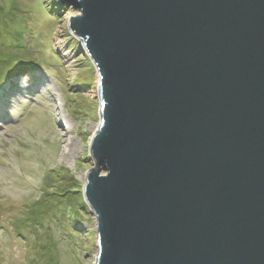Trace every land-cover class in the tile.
<instances>
[{
    "label": "water",
    "instance_id": "1",
    "mask_svg": "<svg viewBox=\"0 0 264 264\" xmlns=\"http://www.w3.org/2000/svg\"><path fill=\"white\" fill-rule=\"evenodd\" d=\"M97 74L94 264H264V0H55Z\"/></svg>",
    "mask_w": 264,
    "mask_h": 264
},
{
    "label": "rangeland",
    "instance_id": "2",
    "mask_svg": "<svg viewBox=\"0 0 264 264\" xmlns=\"http://www.w3.org/2000/svg\"><path fill=\"white\" fill-rule=\"evenodd\" d=\"M77 14L55 0H0V264H94L82 186L97 74L67 30ZM26 63L27 76L5 79Z\"/></svg>",
    "mask_w": 264,
    "mask_h": 264
},
{
    "label": "trees",
    "instance_id": "3",
    "mask_svg": "<svg viewBox=\"0 0 264 264\" xmlns=\"http://www.w3.org/2000/svg\"><path fill=\"white\" fill-rule=\"evenodd\" d=\"M12 45H14V44H12ZM13 47L14 46H12V48ZM18 65L19 64H16V66H18ZM16 66L15 65L14 66L10 65V66H8V68H7V66L4 68V69H6L5 73H4V76L6 75L5 79H7V78H9L11 76H13V77H25V76L28 75V72H30L31 70L34 69V66L31 65V63H26L25 66H22V67L21 66L16 67ZM19 68H24V69H22L23 71L22 70L20 71ZM9 69H10V71H9ZM1 77H2V75H1ZM1 80H3V79H0V81ZM1 86H2V83H0V88H1Z\"/></svg>",
    "mask_w": 264,
    "mask_h": 264
},
{
    "label": "bare ground",
    "instance_id": "4",
    "mask_svg": "<svg viewBox=\"0 0 264 264\" xmlns=\"http://www.w3.org/2000/svg\"><path fill=\"white\" fill-rule=\"evenodd\" d=\"M60 49H61V47H60Z\"/></svg>",
    "mask_w": 264,
    "mask_h": 264
}]
</instances>
